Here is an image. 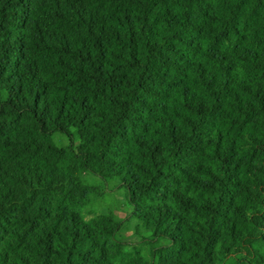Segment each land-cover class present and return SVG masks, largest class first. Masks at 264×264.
I'll use <instances>...</instances> for the list:
<instances>
[{
  "label": "trees",
  "instance_id": "16d2710c",
  "mask_svg": "<svg viewBox=\"0 0 264 264\" xmlns=\"http://www.w3.org/2000/svg\"><path fill=\"white\" fill-rule=\"evenodd\" d=\"M0 264H264V0H0Z\"/></svg>",
  "mask_w": 264,
  "mask_h": 264
},
{
  "label": "rangeland",
  "instance_id": "374dc122",
  "mask_svg": "<svg viewBox=\"0 0 264 264\" xmlns=\"http://www.w3.org/2000/svg\"><path fill=\"white\" fill-rule=\"evenodd\" d=\"M58 133H56V135H57ZM59 135V134H58Z\"/></svg>",
  "mask_w": 264,
  "mask_h": 264
}]
</instances>
